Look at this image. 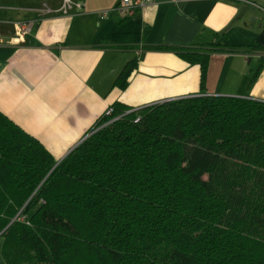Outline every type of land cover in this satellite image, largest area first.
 <instances>
[{"label": "trees", "instance_id": "16d2710c", "mask_svg": "<svg viewBox=\"0 0 264 264\" xmlns=\"http://www.w3.org/2000/svg\"><path fill=\"white\" fill-rule=\"evenodd\" d=\"M153 49L198 65L201 90L212 53L260 52L264 66L259 45ZM108 109L58 163L0 112L6 264H264V101L200 94Z\"/></svg>", "mask_w": 264, "mask_h": 264}, {"label": "crops", "instance_id": "0c3cea01", "mask_svg": "<svg viewBox=\"0 0 264 264\" xmlns=\"http://www.w3.org/2000/svg\"><path fill=\"white\" fill-rule=\"evenodd\" d=\"M0 0V112L61 160L114 102L139 108L208 94L264 101L260 52H217L200 69L157 45L217 41L264 47V0H154L121 19L118 0ZM28 25L17 38V24ZM136 67L124 88L113 86L127 61ZM0 237V264H6Z\"/></svg>", "mask_w": 264, "mask_h": 264}, {"label": "built area", "instance_id": "2783aa9c", "mask_svg": "<svg viewBox=\"0 0 264 264\" xmlns=\"http://www.w3.org/2000/svg\"><path fill=\"white\" fill-rule=\"evenodd\" d=\"M247 1V0H246ZM154 0H118L113 7L107 10H102L99 12L100 18H105L107 15L112 12L121 19L131 17L136 10L141 9L147 5H150ZM74 7L77 11L83 8V3L81 2H72L71 0H63V5L61 11L67 13ZM28 25L25 22H20L17 24L16 36L21 38L27 31ZM108 109L106 112L108 113Z\"/></svg>", "mask_w": 264, "mask_h": 264}, {"label": "water", "instance_id": "95a60500", "mask_svg": "<svg viewBox=\"0 0 264 264\" xmlns=\"http://www.w3.org/2000/svg\"><path fill=\"white\" fill-rule=\"evenodd\" d=\"M9 39H10V38H7V37H0V42H1V43H5V42L9 41ZM85 137H86V136H85ZM85 137H84V138H85ZM84 138H83V139H84ZM57 163H58V161H57ZM57 163H56V164H57Z\"/></svg>", "mask_w": 264, "mask_h": 264}]
</instances>
